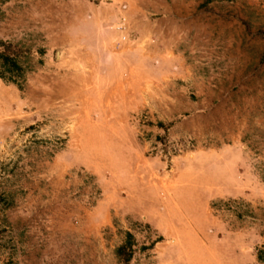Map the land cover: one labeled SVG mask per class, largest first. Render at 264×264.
<instances>
[{"label": "rangeland", "instance_id": "374dc122", "mask_svg": "<svg viewBox=\"0 0 264 264\" xmlns=\"http://www.w3.org/2000/svg\"><path fill=\"white\" fill-rule=\"evenodd\" d=\"M88 1L0 0V50L22 67L0 66V264H264V0H132L133 16L155 21L166 77L154 110L127 115L146 171L122 148L104 175L52 98L53 63ZM109 177L124 204L144 193L141 210L103 207ZM189 182L210 190L207 212L159 227L183 216L161 210L159 190Z\"/></svg>", "mask_w": 264, "mask_h": 264}, {"label": "crops", "instance_id": "0c3cea01", "mask_svg": "<svg viewBox=\"0 0 264 264\" xmlns=\"http://www.w3.org/2000/svg\"><path fill=\"white\" fill-rule=\"evenodd\" d=\"M88 2V12L78 17L82 23H77L73 28L75 34L64 42L66 45L59 49L60 58L53 63L55 69L58 68L53 76V101L57 100V106L74 116L71 130L78 140L85 162L94 168H103V175L105 171L114 172L119 170L118 161L123 148L130 160L126 164L129 167L133 165L130 169L134 173L146 171L145 167H140L146 158L134 149L141 141L140 133L127 127V115L144 108L154 110L156 82L166 77L165 72L161 71L165 68L163 62L166 53L157 54V45L152 40L155 21L141 15L133 16L132 0ZM124 3L128 4L126 11H123L128 34L127 40L120 42L115 26L121 14L119 5ZM156 56L164 60L158 61ZM156 71H160L158 77ZM89 138L101 141L103 159L93 160L92 152L87 147ZM155 182L161 184L159 180ZM118 186L115 178L104 179L103 207L108 209L116 199L117 205L128 204L133 211L141 210L144 193L139 189L134 190L131 199L124 204V201H118L114 188ZM199 186L189 182L187 186L179 183L166 190L160 189V194H163L162 207L159 205L161 210L176 211L183 216H172L170 219L163 216V221L158 220V226L168 229L181 227L183 222H195L192 216H188L189 213L207 212L211 193L210 190L201 192L197 189ZM151 203L152 210H155V202Z\"/></svg>", "mask_w": 264, "mask_h": 264}, {"label": "trees", "instance_id": "16d2710c", "mask_svg": "<svg viewBox=\"0 0 264 264\" xmlns=\"http://www.w3.org/2000/svg\"><path fill=\"white\" fill-rule=\"evenodd\" d=\"M0 45L2 46L3 43L0 41ZM0 66L3 69L7 70L9 73H17L20 74L22 72L21 65L16 61L14 57H11L4 50H0ZM1 75V70H0ZM124 245L117 249V252L121 253L123 251Z\"/></svg>", "mask_w": 264, "mask_h": 264}, {"label": "built area", "instance_id": "2783aa9c", "mask_svg": "<svg viewBox=\"0 0 264 264\" xmlns=\"http://www.w3.org/2000/svg\"><path fill=\"white\" fill-rule=\"evenodd\" d=\"M119 8L121 10V14H119L118 22L115 26V29L119 32L118 40L122 42L127 40L128 27H127L125 15L123 14V10L125 9V4H120Z\"/></svg>", "mask_w": 264, "mask_h": 264}]
</instances>
